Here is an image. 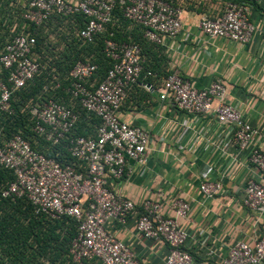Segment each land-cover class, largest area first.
<instances>
[{"label": "built area", "instance_id": "built-area-1", "mask_svg": "<svg viewBox=\"0 0 264 264\" xmlns=\"http://www.w3.org/2000/svg\"><path fill=\"white\" fill-rule=\"evenodd\" d=\"M118 6L123 16L140 24L145 38L157 45H165L182 30V8L177 0H28L23 16L39 26L56 14L66 20L81 14L86 24L81 32L76 30L77 34L92 42L114 19ZM199 27L208 36L240 44L250 42L257 30L264 33V23L250 19L248 4L235 0H225L217 14L203 15ZM112 36L113 32L105 40V53L112 64L103 80H96L98 64L91 60H78L68 73L72 96L100 119L94 133L75 134L79 112L53 96L28 104L33 130L43 138L42 144L58 146L62 140H69L71 158L48 156L21 133L6 138L0 124V163L15 177L3 188L2 196L13 200L25 197L36 214L52 219L75 218L78 233L70 255L79 264L91 259L102 264H142L109 227L114 223L125 225L136 210L134 200L119 195L116 189L127 174L129 162L144 164L151 146L146 129L119 115L129 90L144 71V57L139 43L120 42ZM35 44V35L19 33L8 39L0 52L1 70L6 71L5 79L0 80V114H13V94L42 74L45 64ZM52 84L45 87L46 91L61 86L58 76L53 77ZM225 94L220 80L199 88L172 70L163 81L160 98L194 117L214 113L217 122L229 130L231 144L247 153L250 165L261 177L259 180L250 175L245 179L243 203L264 215V130L252 125L238 107L224 101ZM199 188L206 197H213L222 191V183L204 178ZM190 211L191 204L184 198L173 200L170 214L162 213L160 200L143 202L136 229L145 238L162 239L167 244L164 264L193 263L191 253L184 248L189 232L180 223V219H189ZM219 264H264V235L252 243H234Z\"/></svg>", "mask_w": 264, "mask_h": 264}, {"label": "crops", "instance_id": "crops-1", "mask_svg": "<svg viewBox=\"0 0 264 264\" xmlns=\"http://www.w3.org/2000/svg\"><path fill=\"white\" fill-rule=\"evenodd\" d=\"M224 1L177 0L182 8L181 32L160 45L159 53H149L157 76L140 78L120 109V117L146 129L152 141L145 163L130 161L116 189L134 200L136 210L125 225L114 223L109 228L142 264H164L168 254L162 239L145 238L136 229L146 199L160 200L164 214H170L176 198L190 202V217L180 223L189 232L184 248L191 253L192 264H219L234 243H252L264 235V215L243 203L245 179L250 175L261 179L247 153L231 144L229 130L214 113L194 117L160 98L163 81L172 70L199 88L220 80L226 88L224 101L264 130V33L257 30L250 42L240 44L208 36L199 27L202 16L220 12ZM238 1L248 4L250 19L264 23V0ZM204 178L220 181L222 191L213 197L203 195L199 187Z\"/></svg>", "mask_w": 264, "mask_h": 264}, {"label": "trees", "instance_id": "trees-1", "mask_svg": "<svg viewBox=\"0 0 264 264\" xmlns=\"http://www.w3.org/2000/svg\"><path fill=\"white\" fill-rule=\"evenodd\" d=\"M27 8L28 0H0V52L12 36L29 32L36 36L35 51L41 55L45 67L42 74L13 94L14 113L0 114V124L6 138L21 133L48 156L67 160L71 158L67 150L69 140H62L58 146L42 144L43 138L33 130L28 104L45 96H53L74 106L79 112L80 118L73 130L75 134L94 133L100 119L82 108L78 99L70 93V69L78 60H91L98 64L96 80H103L112 64L105 53V40L113 32L112 38L117 41L140 44L144 57V71L140 78L155 77L158 73L149 53H159L160 45L145 38L143 27L127 20L119 6L114 19L92 42L84 41L76 31L81 32L85 28V16L78 14L66 20L56 14L38 26L24 18ZM1 68L0 64V80L6 77V71ZM148 71L152 74H147ZM54 76H58L61 86L48 92L45 87L53 85ZM149 83L147 81L146 86ZM14 179L13 172L0 163V264H79L70 255L72 240L78 233L77 220L71 216L52 219L44 214H36L32 203L25 197L15 200L3 197V188ZM82 264L102 263L91 259L84 260Z\"/></svg>", "mask_w": 264, "mask_h": 264}]
</instances>
